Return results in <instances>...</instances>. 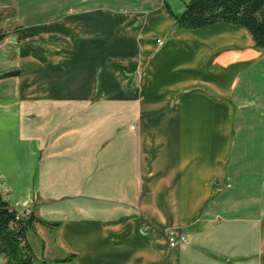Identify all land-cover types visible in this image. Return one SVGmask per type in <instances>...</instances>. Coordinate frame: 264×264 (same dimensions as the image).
Returning <instances> with one entry per match:
<instances>
[{
  "label": "crops",
  "instance_id": "obj_1",
  "mask_svg": "<svg viewBox=\"0 0 264 264\" xmlns=\"http://www.w3.org/2000/svg\"><path fill=\"white\" fill-rule=\"evenodd\" d=\"M188 2L0 0V195L58 225L42 264H264V52Z\"/></svg>",
  "mask_w": 264,
  "mask_h": 264
},
{
  "label": "trees",
  "instance_id": "obj_2",
  "mask_svg": "<svg viewBox=\"0 0 264 264\" xmlns=\"http://www.w3.org/2000/svg\"><path fill=\"white\" fill-rule=\"evenodd\" d=\"M176 27L186 30L215 23H228L244 29L254 46L264 52V0H189L179 14L168 12ZM8 35L0 31V43ZM15 72L4 76H14ZM36 225L54 229L58 225L44 222L33 214L20 217L0 195V256L4 264H38L28 241ZM65 259L64 262H69Z\"/></svg>",
  "mask_w": 264,
  "mask_h": 264
},
{
  "label": "built area",
  "instance_id": "obj_3",
  "mask_svg": "<svg viewBox=\"0 0 264 264\" xmlns=\"http://www.w3.org/2000/svg\"><path fill=\"white\" fill-rule=\"evenodd\" d=\"M32 214V210L30 208H25L21 212H18L20 217H28ZM187 241L186 235L182 232L170 233L168 235V245L169 247H173L175 244H185Z\"/></svg>",
  "mask_w": 264,
  "mask_h": 264
},
{
  "label": "rangeland",
  "instance_id": "obj_4",
  "mask_svg": "<svg viewBox=\"0 0 264 264\" xmlns=\"http://www.w3.org/2000/svg\"><path fill=\"white\" fill-rule=\"evenodd\" d=\"M19 29H20V27H19V26H18V27L16 26V27H14L13 29H9L10 31H5V32H7L8 35H9L10 33L15 34L16 32L19 31ZM11 30H12V31H11ZM8 35H7V36H8ZM41 41H42V40H41ZM42 44H43L42 47L44 48V50H45L47 56L50 57V58H52L53 54H55V53L57 52V49H58L57 44H54V43H52V42L42 43ZM159 44H161V43H159ZM31 215H32V214H31ZM34 246H35V245H34ZM36 258H37L38 263H39V264H42L41 261H40V258H39V257H36ZM45 264H49V263L46 262Z\"/></svg>",
  "mask_w": 264,
  "mask_h": 264
}]
</instances>
